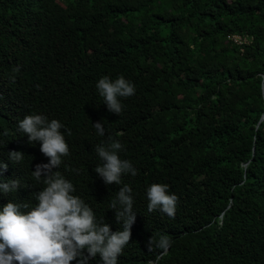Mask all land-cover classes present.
Returning <instances> with one entry per match:
<instances>
[{
    "label": "trees",
    "instance_id": "trees-1",
    "mask_svg": "<svg viewBox=\"0 0 264 264\" xmlns=\"http://www.w3.org/2000/svg\"><path fill=\"white\" fill-rule=\"evenodd\" d=\"M121 75L135 94L116 115L96 84ZM262 76L264 0H0V182H20L0 193V210L35 205L45 187L32 172L49 161L18 128L43 115L64 125L58 170L112 232L123 225L110 201L132 189L136 220L117 264H264ZM109 137L137 172L119 185L94 172ZM12 151L23 160L11 162ZM153 183L178 198L174 218L148 211ZM164 235L167 252H149Z\"/></svg>",
    "mask_w": 264,
    "mask_h": 264
},
{
    "label": "clouds",
    "instance_id": "clouds-1",
    "mask_svg": "<svg viewBox=\"0 0 264 264\" xmlns=\"http://www.w3.org/2000/svg\"><path fill=\"white\" fill-rule=\"evenodd\" d=\"M96 88L107 110L116 115L122 111L120 98L135 94L134 85L122 75L114 80L104 76L98 80ZM63 127L56 119L49 122L46 116L36 114L27 115L18 123L29 143L40 144L39 150L49 162L36 165L32 172L33 179L45 186L35 193V205L8 202L0 210V264H72L73 261L88 264L97 255L101 264H117L118 256L131 239V228L136 220L131 187L125 184L110 201L116 222L123 225V230L112 232L105 221L96 220L93 210L83 199L73 195L74 185L58 170L62 157L69 155L68 144L60 131ZM93 127L98 135H105L103 123L96 122ZM122 150V144L111 137L108 143L99 144L95 149L102 163L94 172L106 185H119L125 173L137 175L131 162L119 157ZM8 157L11 162L18 163L24 155L12 151ZM7 168V164L0 163V180ZM19 188V180L0 182V193L3 194ZM167 192V185L151 184L146 189L148 211L159 209L174 218L178 198ZM171 243L167 235L158 240L152 237L147 249L151 252L155 245L166 253Z\"/></svg>",
    "mask_w": 264,
    "mask_h": 264
},
{
    "label": "water",
    "instance_id": "water-1",
    "mask_svg": "<svg viewBox=\"0 0 264 264\" xmlns=\"http://www.w3.org/2000/svg\"><path fill=\"white\" fill-rule=\"evenodd\" d=\"M263 81H264V76H262V81H261L262 83H261V86H260L261 89H263V87H264ZM262 96H263V100H264L263 92H262ZM263 118H264V113L260 117L259 121H261Z\"/></svg>",
    "mask_w": 264,
    "mask_h": 264
},
{
    "label": "built area",
    "instance_id": "built-area-1",
    "mask_svg": "<svg viewBox=\"0 0 264 264\" xmlns=\"http://www.w3.org/2000/svg\"><path fill=\"white\" fill-rule=\"evenodd\" d=\"M230 40L234 41V42H238V38L235 37H229Z\"/></svg>",
    "mask_w": 264,
    "mask_h": 264
}]
</instances>
